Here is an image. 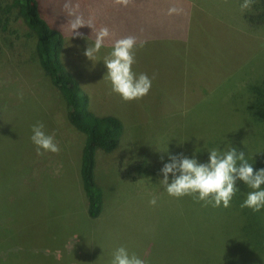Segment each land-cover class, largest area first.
<instances>
[{
  "label": "rangeland",
  "instance_id": "rangeland-1",
  "mask_svg": "<svg viewBox=\"0 0 264 264\" xmlns=\"http://www.w3.org/2000/svg\"><path fill=\"white\" fill-rule=\"evenodd\" d=\"M167 2L35 0L38 14L62 36L61 61L88 96L90 110L122 123L116 147L94 154L102 197L95 218L86 214L78 178L82 135L37 67L33 40L23 29L16 34L30 50L29 59L19 61L8 54L18 41L0 39V264H110L121 246L147 264H264V208L241 209L251 191L244 182L237 181L228 208L170 197L159 182L169 154L207 163L210 150L232 146L245 153L254 172L264 168L263 105L252 112L248 94L250 84L264 81V20L255 28L247 22L243 0H174V23L167 17L151 23L156 18L147 14L160 5L175 8ZM65 4L112 34L92 61L83 54L88 41L67 30ZM78 31L92 34L87 26ZM126 36L137 39L132 70L155 74L149 93L131 102L110 94L103 79V58ZM37 122L54 135L58 153L36 155L30 137ZM153 196L155 206L149 204ZM193 242L210 249H194Z\"/></svg>",
  "mask_w": 264,
  "mask_h": 264
},
{
  "label": "clouds",
  "instance_id": "clouds-1",
  "mask_svg": "<svg viewBox=\"0 0 264 264\" xmlns=\"http://www.w3.org/2000/svg\"><path fill=\"white\" fill-rule=\"evenodd\" d=\"M131 0H114L116 5L127 6ZM255 0H243L240 5L241 12L252 8ZM68 16L67 30L71 33V38L78 37L88 41V46L84 51V56L92 61L104 46V41L112 34L108 27L96 28L91 18L85 19L83 15L78 14L70 4H65ZM78 7V6H77ZM170 12L177 9L172 8ZM89 27L92 30L90 36L85 37L78 29ZM94 34L93 43L89 39ZM137 46V39L134 36H126L116 39L112 46V51L103 58L107 72L103 79L110 83V94H118L124 102L142 99L146 96L155 79V74L149 77L146 73L136 74L132 70L135 64L134 49ZM144 46V42L139 44ZM17 97L23 100L24 93L19 91ZM45 125L37 122L32 125L31 142L35 146L37 156H42L46 152L58 153L60 147L55 141L54 135L46 134ZM167 152V151H163ZM209 160L207 163H198L194 158H188L183 154H169V163H164L160 172L163 179L159 182L163 185L165 191L170 197L181 198L191 196L195 202H204V206L218 208L221 205L224 208L230 206V202L236 192L237 181H242L251 189L247 193L246 199L240 205L241 209L248 208L253 212H259L264 208V168L254 172L253 163H249L243 151L238 152L235 147L229 146L226 151L212 149L209 151ZM163 160V156L161 157ZM171 174V182H169ZM149 204L155 206L157 197L153 196ZM110 264H147L135 253L129 254L126 247H119L112 253Z\"/></svg>",
  "mask_w": 264,
  "mask_h": 264
},
{
  "label": "trees",
  "instance_id": "trees-1",
  "mask_svg": "<svg viewBox=\"0 0 264 264\" xmlns=\"http://www.w3.org/2000/svg\"><path fill=\"white\" fill-rule=\"evenodd\" d=\"M251 10L255 12H248L247 15L243 12L242 17L247 22L250 21L255 28L264 20V0H255ZM21 29L25 31L24 37L33 40L32 53L37 67L60 94L67 122L82 135L78 156V178L85 199L86 214L90 218H95L101 211L102 197L94 179V154L98 149L107 152L116 147L122 123L112 114L98 115L90 110L88 96L61 61L62 36L38 14L35 0H8L0 4V39H4L7 45L18 41L19 48L9 49L12 51L8 54H12L13 59L27 61L29 46L26 48L23 46L22 34H19L17 39L15 37ZM248 94L251 98L252 108L249 107L252 112L255 113L263 105L264 115V81L250 84ZM262 119L264 120V117ZM192 245L194 249L204 251L210 249L208 245L197 242H193ZM223 255L226 256L225 253ZM6 260L9 262L12 258L9 256Z\"/></svg>",
  "mask_w": 264,
  "mask_h": 264
},
{
  "label": "crops",
  "instance_id": "crops-1",
  "mask_svg": "<svg viewBox=\"0 0 264 264\" xmlns=\"http://www.w3.org/2000/svg\"><path fill=\"white\" fill-rule=\"evenodd\" d=\"M170 1H171L170 3L167 2L166 4L170 5L171 7H175L176 9H178L173 3L174 0H170ZM169 10L170 9H168V8H166V9L162 8L160 5V7L157 9L156 14H147V15L156 18L155 20H151V23H159L160 24L163 22V18L167 17V18H169L168 22H170V24H173L174 23L173 17L177 13V11L170 12Z\"/></svg>",
  "mask_w": 264,
  "mask_h": 264
}]
</instances>
